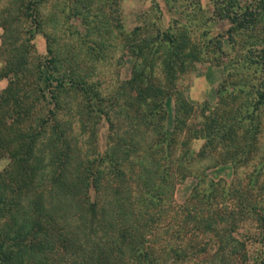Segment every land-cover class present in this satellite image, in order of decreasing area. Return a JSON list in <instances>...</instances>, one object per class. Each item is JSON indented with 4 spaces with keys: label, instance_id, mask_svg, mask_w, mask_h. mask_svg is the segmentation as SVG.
I'll return each mask as SVG.
<instances>
[{
    "label": "rangeland",
    "instance_id": "374dc122",
    "mask_svg": "<svg viewBox=\"0 0 264 264\" xmlns=\"http://www.w3.org/2000/svg\"><path fill=\"white\" fill-rule=\"evenodd\" d=\"M15 1L0 0V207L6 204L2 203L1 192L9 181L22 196L27 195V189L51 190L48 180L67 169L63 162L74 169L68 175H75L81 165V169L88 167L92 177L100 169L99 158H103L105 172L121 181L125 172V181L131 184L128 176L134 180L133 174L142 168L141 161L148 162L154 156L145 144L158 142L151 137L152 127L147 125L151 110L147 109L146 95L148 98L151 94L144 79L153 83L150 89L159 87L164 91L152 110L162 116L166 129L176 128L172 157L188 161L194 170L193 175L186 173L168 192L170 198L164 206L167 211L160 219L165 216L162 223L167 228L159 231L167 235L168 218L172 216L175 223L174 214L178 212V221L191 220L190 225L194 223L200 233L192 239L194 247L187 244L189 255L179 258L180 254H149L139 264H223L230 255L234 259L236 254L243 257L244 252L264 264V44L256 47L261 59L254 58L253 62L252 50L249 53V34L253 30L241 28L233 32L229 20L212 14L214 6L209 0H47L36 9V23L41 28L37 27L34 36L25 17L15 22L14 34L20 41L14 44H20L22 52L26 47L24 52L29 58L16 77L6 65L10 49L2 44L1 19L3 8L9 20L17 15L12 11ZM241 1L245 5L251 0ZM83 8H87L86 13ZM81 11L82 15L75 14ZM169 26L182 36L178 45L194 49L186 60L177 56L173 79L163 68L169 58L167 48L156 53L151 47L153 56L144 50L151 38ZM208 31L210 39L205 34ZM254 32L258 36L264 33V14L259 15ZM231 36L236 41L232 42ZM128 40L134 43L133 48ZM48 48L57 55L56 62H47L52 55ZM140 49L143 56L137 54ZM241 55L247 60L240 59ZM38 63L48 68L46 73L37 71ZM47 76H53L51 81ZM138 89L140 94L134 92ZM141 115H145L146 123L140 121ZM138 131L146 134L144 145L135 136ZM130 139H134L133 143ZM234 139L237 146L228 147ZM138 140L139 144L135 142ZM172 142L170 139L165 146ZM246 143L253 145L252 150ZM121 144L124 147L116 155L115 149ZM30 146V158L20 160L28 156ZM152 146L157 148L153 143ZM139 147H143L140 155ZM147 153L151 156H143ZM157 157H161L160 150ZM238 159L240 162L235 164ZM13 165L21 168L20 175H14ZM235 189L253 192L256 202L250 205L255 211H241L238 201H229L228 191L231 198ZM85 190L81 192L82 202L102 200L92 187L87 191L89 198ZM63 191L74 189L67 185ZM22 196L19 200H23ZM46 207L52 206L45 203ZM234 209L240 212L236 224L231 219ZM80 213L75 207L63 211L70 224ZM87 216L85 212L83 219ZM208 220L215 222L211 230ZM3 221H7L4 214L0 224ZM3 228L1 225L0 264L83 261L81 256L86 251L80 245L82 235L77 227L68 230L64 222L49 226L40 221L42 230L35 234L12 225L11 231L4 234ZM181 231L182 228L177 235H182ZM42 236L46 241L41 240L43 246L39 247ZM215 238L222 239V243H215ZM131 251H119L117 256L125 260L133 256ZM94 260L93 264H98L96 257Z\"/></svg>",
    "mask_w": 264,
    "mask_h": 264
},
{
    "label": "trees",
    "instance_id": "16d2710c",
    "mask_svg": "<svg viewBox=\"0 0 264 264\" xmlns=\"http://www.w3.org/2000/svg\"><path fill=\"white\" fill-rule=\"evenodd\" d=\"M209 1L214 6L212 14L219 16L220 18L229 20L231 23L230 28L233 32H236L241 28L251 29V31L253 30V33L251 32V34H249V37L251 38V42H249V45L251 46L249 53H251L252 50L253 54L250 55V57L253 58V62L255 61L254 58L260 60L261 57L257 55L256 47L260 46V44H264V33L261 36H258L254 32V29L255 24L259 19V15L264 14V0H251L245 5H243L244 3L241 0ZM45 2H47V0H16L14 2L15 6L12 11H14L17 15H15L14 18H11V20H9L8 18L9 13H5L6 10L4 8L2 10V12L4 13L2 14L1 18L3 21L2 26L4 31L2 34V44H6V46L8 45L10 49L8 50V53H10V55L7 58L8 62L6 65L9 66L10 71L16 77L19 76L17 73L23 71V69L27 65L29 58H27V53L24 52L26 47L25 49L23 48L22 52V49L20 48L21 45L19 44L18 47L14 44L15 42L20 41L19 36H16L14 34L15 22L20 20L21 17H25V20L30 21L31 28L29 29V31L32 33L31 35L34 36V33L37 32V27H39V29L41 28L39 22L36 23V9ZM83 12L86 13L87 8H83ZM75 14L82 15V11ZM87 16L88 14L82 17L85 18ZM231 30L228 31V33H231ZM205 34L208 35L209 38V31ZM180 37L182 36L180 34H177L172 29V27L169 26L168 29L162 32L160 35L151 38V42L149 44L144 45V50H148L152 56L154 55V51H152L151 47H153V50H155L156 53L162 47L167 48L169 58L165 59V61L167 62H164L165 67L163 68H165L167 76L170 75L172 79L176 73L175 64L173 62L176 60L177 56L179 58L181 56V58L183 57L186 60V58L194 52V49L183 48L182 44L178 45ZM231 37L233 40L232 42L236 41V38H234L233 36ZM128 45L133 48L134 43H131L128 40ZM48 49V53H51L52 55L48 58L47 62H56L57 55L53 54L54 50L52 48ZM140 50H137V54L143 56L142 49ZM28 51L29 50L27 49V52ZM148 51H146V53ZM245 57L246 56L243 55L239 56L240 59L247 60V58ZM158 58L156 59L158 60ZM36 67L38 68L37 71L39 72L43 71L44 73H46L48 70L47 67V69H45V65H42V63H38ZM152 69L153 68H150L148 70L149 74L151 73ZM134 72H136V70ZM134 77H136L135 73H133V78ZM46 78L48 81H51L50 79L53 78V76H47ZM56 79L58 80V78ZM134 80L135 82L137 81L136 78H134ZM143 83L147 84L146 89L152 96L151 97L148 95L147 98L146 95V106L148 110H151L148 113L150 121L147 125L152 127V133H150L151 137L158 139V142L156 144L152 142L153 145L157 147L156 149L153 148L152 143L145 144L148 150L150 152H153L154 156L152 157L151 153L143 154V156L150 155L151 157L148 159V162L143 161L144 159L141 161L143 164L141 166L142 168L138 170L137 174H133V176L136 175V177H134V180H131L128 176L129 181H132L131 184L126 183L125 172L122 181L119 180V178L115 174V176H110L108 172H105L106 168H104L103 164L105 159L103 158H99L98 163L100 169H98L96 174H94L92 177L88 171V167H83L81 169V165L78 166L75 175H68L69 170L73 171L74 169L69 163L67 164L63 162L62 165H65V167L67 166V169L64 172H60L58 175L53 174L51 176L52 178L50 177V179L48 180V184H50V186H53L51 190L34 192V190H29L25 187L27 189V195L22 196L20 195L22 193L17 186L14 189L11 188V184L9 181L7 187L5 188L6 192L5 189L1 192L3 193V197L1 198L2 203H6L4 206L0 207V217L3 214L7 217V221H3L0 224V226L2 225L4 227L2 229L4 231V234H7L11 231V225L16 227L21 226L22 228L26 229L27 233H38L42 230L40 228V221H43L44 224L49 226H51V224L55 222H64L65 226H68V230L72 228L74 230L77 227L81 230L82 235V237L79 238L80 245L83 246V250L85 249L86 252L81 256L83 261L80 263L79 259L78 261L75 260L76 264H93L95 263L94 257H96V261L98 262V264H139L142 259L146 261V258H148L149 254L150 256L153 255V257L157 253H161L162 255L180 254L179 258L189 255L187 251V244H190L192 247H194L192 239L193 237L198 236V234L200 233L199 230H196V226H194V223L192 226L190 225L191 220L185 221L183 219H180L178 221V212H176L174 214L175 223L171 221L172 216L168 218L167 224L170 228L166 231L167 235L162 234L159 229H162L161 227L167 228L162 223V220L165 219V216L162 220L160 219L162 218L163 213L167 211L164 206L168 205L167 202L170 198L168 197V192L172 191L171 188L174 183H177L180 179L184 178L186 173L189 175H193L194 170L191 169L192 165H190V163L187 165L188 161L180 162V158L177 157L176 159H174L172 157L173 154L171 149L175 146L176 143V139L174 138V135H176V128H174V130L172 131L166 129L164 127L165 123L163 122L162 116L157 115L155 111L152 110L160 101V96L164 93L163 89L159 87L156 89H150V85H152L153 83L150 81H145L144 79ZM134 92H136V94H140L139 89L135 90ZM136 99L137 98L135 96L134 100ZM144 117L145 115H141L140 121L145 122ZM233 124L235 125V123ZM222 127H224V125H222ZM222 129L223 128H221L220 130L222 131ZM139 131L136 132L135 136L138 135V137L142 139V143L144 145L146 134L139 133ZM147 136H150L149 130L147 131ZM129 138H131V136ZM170 139H172L173 142L170 143V146L169 144L165 146ZM133 140L134 139H130V143H133ZM135 142L139 144V140ZM125 143L127 144L126 140ZM236 143L237 141L235 139L229 141L228 147L234 148L237 146ZM245 146H248L249 150H252L253 148V145L250 143H246ZM122 147H124L122 144L121 147H116L115 154L121 152ZM142 148L143 147L138 148V150H140L139 155ZM29 149L30 152L28 156L20 157V160L30 158L32 147L30 146ZM158 149L161 151V157H157L156 159L155 155L159 153ZM138 150H136L135 152H137ZM188 150H190L189 147L187 148V152ZM174 160L176 161L175 165ZM236 161L237 162L235 164H238L240 162L239 159ZM65 167L62 170H64ZM12 168L15 176L20 175V171H22L20 170V167H17V165H13ZM171 170L174 172H171ZM87 171L88 174H85ZM127 172H129V170ZM10 174L11 173L8 172L7 176H9ZM130 175H132L131 172ZM3 183L5 186L6 182L3 181ZM67 185H69L72 190L74 189V191L64 192V186ZM132 186L136 188L135 191ZM90 187H92L94 191H98V194L100 198H102V200L95 198L90 202L89 200H87L86 202H82L81 192H84V188H87V190H85V197L89 198L90 195L87 191ZM168 188L169 190H167ZM17 190L19 192L16 193ZM132 191H134L135 193L134 202H132L131 200ZM234 194H236V198ZM252 194L253 192L251 191H246L244 189H235V192L231 195V198L228 191V199L229 201H234V203H237L238 201V204L241 205V211L245 208L255 211L256 209L252 208L250 205L256 202V199L252 198ZM21 196L23 197V200H19ZM45 203L50 204L52 207L44 208ZM84 204L86 209H82V205ZM73 207H75L76 210L81 213L77 217H75L72 224H70L66 221V216H64L63 211L67 212L70 208ZM14 209V212H9L10 210ZM85 212H87L89 216L83 219V214ZM239 213L240 212L237 209H234L232 211L231 219L234 224L239 221ZM192 221L194 220L192 219ZM214 224L215 222H213L212 220H208V230L213 229ZM181 228L182 235H177ZM41 240L45 242L46 238L44 236L40 238L37 244L39 247L43 246V242ZM214 241L215 243H222V239L218 240L217 238H215ZM53 243L54 240H52V245ZM183 243H185V245H183ZM129 248L132 249L131 254H133V256H129L130 258L128 257L125 260H123L122 257L121 259L118 258L117 253H119V251L129 250ZM218 248L220 250V246ZM217 254L218 253L214 254L213 258H215ZM68 255L70 256L69 259H72V255ZM93 255L95 256L93 257ZM236 255L234 256V259L231 255L226 259L225 257H221L223 260L225 259L223 264H225V262L227 261L230 263H237L240 260L246 261V264H258L256 258L253 257V255L250 256L245 252L243 254V257H239L238 255ZM74 258L75 257H73V260Z\"/></svg>",
    "mask_w": 264,
    "mask_h": 264
}]
</instances>
